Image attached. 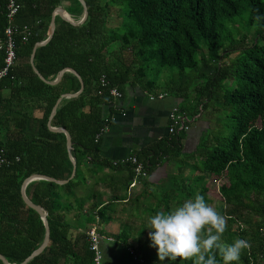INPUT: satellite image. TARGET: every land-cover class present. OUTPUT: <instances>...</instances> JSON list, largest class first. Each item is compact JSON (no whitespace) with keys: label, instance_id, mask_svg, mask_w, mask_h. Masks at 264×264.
Listing matches in <instances>:
<instances>
[{"label":"trees","instance_id":"16d2710c","mask_svg":"<svg viewBox=\"0 0 264 264\" xmlns=\"http://www.w3.org/2000/svg\"><path fill=\"white\" fill-rule=\"evenodd\" d=\"M15 2L19 9L9 21L7 1L0 0V41L9 25L17 29L13 35L15 62L0 79V255L9 264L22 263L38 249L45 233L38 213L23 202V181L34 174L64 181L73 170L65 136L49 131L47 122L57 99L78 92L79 81L69 72L55 85L41 81L30 64L32 49L47 38L57 7H64L74 21L83 12L78 0ZM84 2L88 11L85 22L72 25L57 16L52 38L37 48L33 58V66L45 80L51 82L69 68L81 77L84 89L76 98L63 99L51 121L52 127L65 129L71 137L74 178L64 185L37 180L25 188L27 198L46 211L50 229L49 244L27 264H93L89 243L83 244L84 257L69 238L71 229L86 235L91 228L103 237L102 242L115 243L119 252L115 256L114 249L100 244L102 264H112L114 259L115 264H194L191 258L160 262L148 234L144 237L149 232L145 225H140L137 238L131 225H124L116 234L104 232L113 221L110 214L119 199L112 197L102 203L88 181L99 171L115 167L100 157L103 132L134 93L174 98L189 128L132 154L146 173L138 181L142 186L160 165L172 164L176 173L158 184V189L143 190L131 202L129 212L141 205L142 196L155 198L152 214L172 210L196 194H203L210 204L206 180L215 177L222 202L217 211L227 221L223 240L231 243L244 238L250 243L233 264H261L264 0ZM113 10L121 22L110 27ZM239 31L243 35L235 38ZM4 58V50H0V71ZM102 76L106 86L100 83ZM111 89L121 98H113ZM204 112L208 114L203 119ZM190 135L194 144L186 148L184 141ZM116 166L127 168L126 190L135 167L130 163ZM217 259H222L218 252Z\"/></svg>","mask_w":264,"mask_h":264},{"label":"crops","instance_id":"0c3cea01","mask_svg":"<svg viewBox=\"0 0 264 264\" xmlns=\"http://www.w3.org/2000/svg\"><path fill=\"white\" fill-rule=\"evenodd\" d=\"M62 8L64 9V7ZM176 106L177 101L172 97L164 96L162 99L151 100L146 95L134 93L133 96H130V99L125 101L123 111L114 116L112 126L104 131L101 142V159L113 165V163L128 159L135 151L153 146L157 141L168 135L169 114ZM192 140L194 138L190 135L184 141V147L193 146ZM111 168L99 171L93 179L88 181V185L95 187L104 204H107L112 197L119 199L114 202L115 208L113 213L110 214L111 218L115 220L129 215L124 210L129 211L131 202L143 190L151 192L156 188L158 189V184L176 173V167L166 163L158 166L148 175L146 186L137 184L134 187L129 186L125 190V182L128 177L127 168H118L117 166ZM146 198L147 196H142L138 203L141 206L145 205ZM111 227L110 223L104 229L106 235L119 232L118 230L111 231ZM147 232L144 233V237H147ZM85 236L80 230L71 229L69 231L71 243L75 245L76 249H79L78 251L84 257L86 254L83 244L87 241ZM108 241H111V238H108ZM109 245L108 243H101V247L106 248ZM261 264H264V257Z\"/></svg>","mask_w":264,"mask_h":264},{"label":"clouds","instance_id":"9594fccd","mask_svg":"<svg viewBox=\"0 0 264 264\" xmlns=\"http://www.w3.org/2000/svg\"><path fill=\"white\" fill-rule=\"evenodd\" d=\"M146 228L160 262L191 258L194 264H233L240 260L242 250L250 247L244 238L231 243L223 240L226 218L203 194L184 200L172 210L158 211Z\"/></svg>","mask_w":264,"mask_h":264},{"label":"water","instance_id":"95a60500","mask_svg":"<svg viewBox=\"0 0 264 264\" xmlns=\"http://www.w3.org/2000/svg\"><path fill=\"white\" fill-rule=\"evenodd\" d=\"M78 2L80 3L81 7H82V16L80 18L79 21H74L71 19V17L67 14V12L62 8V7H57L53 13H52V16H51V20H50V24H49V33H48V36L47 38L42 41V42H38L36 43L34 46H33V49H32V54H31V57H30V64L32 66V70L33 72L37 75V77L43 81L44 83L46 84H50V85H55L57 84L62 76L64 75V73L66 72H69L71 73L72 75H74L77 80L79 81V84H80V89L78 90V92L74 93V94H63L61 95L54 107L52 108V111H51V114L49 116V119H48V122H47V128L49 131L51 132H54V133H61L65 136L66 138V147H67V152H68V157L72 163V166H73V170H72V173L70 175V177L67 179V180H64V181H56L54 180L53 178H50L48 176H42V175H38V174H34V175H31L29 176L28 178H26L23 183H22V186H21V196H22V199H23V202L31 209H33L34 211H36L39 215V217L41 218L42 222H43V225H44V230H45V233H44V238H43V241L41 243V245L38 247V249H36L33 253H31V255H29L22 263L20 264H27L28 262H30L33 258H35L36 256H38L45 248L46 246L49 244V237H50V229H49V225H48V222H47V213L46 211L40 207V206H37L35 204H33L26 196L25 194V188L26 186L33 182V181H37V180H44V181H47V182H53L57 185H64L66 184L68 181L72 180L75 176V171H76V162H75V159L74 157L71 155V150H72V142H71V137L69 135V133L63 129V128H55V127H52L51 126V121H52V118L54 117L55 113H56V110H57V107L58 105L61 103V101L63 99H70V98H76L78 97L82 92H83V89H84V84H83V81L81 79V77L73 70V69H69V68H66V69H63L61 70L57 76L55 77V79L51 82L45 80L40 74L39 72L36 70V68L33 66V58H34V55H35V52L37 50V48L39 47H42L44 46L45 44H47L50 39L52 38V35L54 33V30H55V18L57 16L61 17L62 19L66 20L67 22H69L70 24L72 25H81L85 22V20L87 19V16H88V11H87V6H86V3L84 2V0H78ZM0 261L3 263V264H9L6 259L0 255Z\"/></svg>","mask_w":264,"mask_h":264},{"label":"built area","instance_id":"2783aa9c","mask_svg":"<svg viewBox=\"0 0 264 264\" xmlns=\"http://www.w3.org/2000/svg\"><path fill=\"white\" fill-rule=\"evenodd\" d=\"M7 1V18L9 21L16 15L18 12L19 6L15 2V0H6ZM24 33L28 35V29H23ZM17 32V29L9 25L5 29V39L3 41H0V50H4L5 58H4V67L0 71V79L5 77L11 68V66L15 62V50H14V43H13V35ZM24 42L26 41V38L22 39ZM100 83L102 86H106L107 82L105 80V77L102 76L100 79ZM110 95L113 98L119 99L121 98V94L117 92L115 89L110 90ZM164 95H159L158 97H150L151 100L154 99H162ZM188 124L186 117L178 111V109L175 107L172 109V111L169 114V125H168V135H172L179 131H187L188 130ZM104 133V132H103ZM102 134V133H101ZM130 163L134 165V172L135 176L132 180V183L130 187H134L138 184L140 177H145L146 173L143 171L142 166L137 162L136 158L134 156L129 157L126 160H122L120 162L113 163L114 166L117 164H125ZM87 241L89 243L90 249L93 251V264H102L103 254L100 249V244L102 242V237L96 232L95 228H91L86 233Z\"/></svg>","mask_w":264,"mask_h":264},{"label":"rangeland","instance_id":"374dc122","mask_svg":"<svg viewBox=\"0 0 264 264\" xmlns=\"http://www.w3.org/2000/svg\"><path fill=\"white\" fill-rule=\"evenodd\" d=\"M120 22H121V19L117 15L116 10H113L112 11V15L110 17V21H109V26L110 27L117 26V25L120 24ZM238 34H239V36H236L235 38H238V37L242 36L243 32L239 31ZM250 37L252 38L251 35H250ZM227 84H229V82L226 83L227 87H231V85H232L231 83L229 85H227ZM201 114H202V117L204 119V118H206L208 113L204 112V113H201ZM210 115H212V114H210ZM212 117L214 119H217V117H215L214 115H212ZM190 120L192 122V119H190ZM219 184H220V182L215 177H210V178H208L206 180V185H207V187L209 188V191H210V193L208 194L209 198L211 199L210 205L212 207H214L216 210H218V208H220V206H222V202H221L220 196L218 194ZM155 202H156L155 198H153V197L150 198L149 197V198H147V201L145 202V205H143V206L140 205L138 208L136 206H134V208L132 209V210H134L133 213H130L129 211L124 210V212L126 211L130 215L124 216V218H122V219H116L115 220V219L112 218L113 221L111 222V225H112L111 231L112 230H114V231L118 230L120 232V230L123 228L124 225L125 226L126 225H131L132 231H134V234H136L134 237L137 238L138 237L137 233H138V230H140V225L148 226L149 218L152 215H154L150 211L155 208L154 207L155 206ZM145 209L148 210L147 213L144 212ZM127 234H129V231H127ZM130 242H131V240H130ZM108 247L115 248L113 250L114 253L116 252L115 256L117 254H119V252L116 250L117 248H116V244L115 243L112 246L109 245ZM115 263H116V260L114 259L112 264H115Z\"/></svg>","mask_w":264,"mask_h":264}]
</instances>
